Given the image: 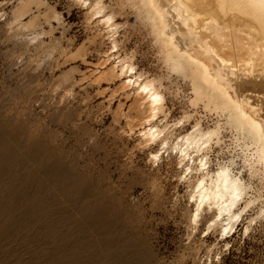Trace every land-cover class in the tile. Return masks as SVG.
I'll return each instance as SVG.
<instances>
[{
	"label": "rangeland",
	"instance_id": "rangeland-1",
	"mask_svg": "<svg viewBox=\"0 0 264 264\" xmlns=\"http://www.w3.org/2000/svg\"><path fill=\"white\" fill-rule=\"evenodd\" d=\"M26 1L0 0V264H264V167L249 174L231 133L211 168L234 157L256 201L230 233L210 226L212 211L194 222V179L175 153L154 160L161 145L142 141L134 88L107 73L119 57L162 84L156 122L184 119L172 140L218 116L189 103L190 85L133 10L105 0L122 25L115 53L83 4Z\"/></svg>",
	"mask_w": 264,
	"mask_h": 264
},
{
	"label": "bare ground",
	"instance_id": "bare-ground-1",
	"mask_svg": "<svg viewBox=\"0 0 264 264\" xmlns=\"http://www.w3.org/2000/svg\"><path fill=\"white\" fill-rule=\"evenodd\" d=\"M74 1L86 6L87 16L106 27L116 48L113 51L118 53L116 33L122 25L116 22L115 11L119 10L105 0ZM115 1L119 9L133 10L153 35L169 72L190 85L189 103L202 104L217 114L212 127L203 128L196 119L191 130L172 140L184 119L163 126L156 122L167 110L162 84L137 72L128 57H119L107 70L109 76H123L124 88H134L143 113L139 135L147 145H161L152 158L160 159L162 150H169L185 167V177L194 179L190 194L196 205L194 222L202 212L212 211L210 226L232 232L256 198L246 200L252 186L235 158L218 162L214 170L210 151L214 144H221L226 131L234 148H241L243 167L251 176L264 167V0Z\"/></svg>",
	"mask_w": 264,
	"mask_h": 264
}]
</instances>
